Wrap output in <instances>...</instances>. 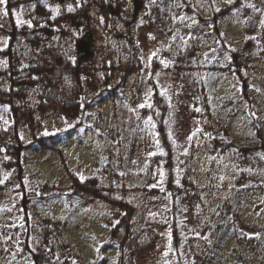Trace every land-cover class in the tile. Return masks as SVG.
Masks as SVG:
<instances>
[{"label":"trees","instance_id":"16d2710c","mask_svg":"<svg viewBox=\"0 0 264 264\" xmlns=\"http://www.w3.org/2000/svg\"><path fill=\"white\" fill-rule=\"evenodd\" d=\"M245 2L8 0L7 4L0 5V193L11 192L17 210L14 215L9 207L0 221V252L3 256L20 255L33 264H57V246L52 247L47 241L53 239L58 244H65V222L42 218L41 205L61 197L68 201L94 203L103 200L109 203L112 207L107 221L109 240L119 248L120 264L134 260V255L144 244L143 234H152L158 221L147 220L145 225L142 209L117 195L118 190H126V187L120 188L114 183L118 171L116 162L106 165L102 160L91 174L77 173L68 165L65 168L71 183L65 186L62 182L53 184L34 176L30 168L31 152L40 147L62 154L58 148L61 137L80 129L102 136L97 121H90L93 108L102 106L107 99L116 106L122 104L129 79L144 68L143 59L136 52L127 62L117 59L112 49L106 47V40L116 38L134 49L137 28L152 16L153 20L165 19L176 35L170 42L172 57L169 65L173 70L184 76L194 73L201 67L207 50L215 46L220 68L237 77L242 96L251 100L255 90L251 68L258 56L257 49H263V46L252 37L232 43L228 33V20L239 13L240 8H249ZM5 9L7 16L3 14ZM180 12L185 13L181 22ZM17 16L31 21V26L17 25ZM184 26L189 27L186 41L182 40ZM70 57H75V63ZM160 64L156 59L154 69ZM152 84L151 106L144 108V112L154 119L165 148L164 153H157L155 157L166 168V187L173 201L172 258L177 264H211L215 262L220 246L231 235L237 234L240 208H234L232 200H228L209 229V251H192L194 239L185 238L187 224L180 217V199L187 190L201 197L193 178L194 144L191 140L186 151L180 150L171 131L172 103L158 79L153 77ZM197 93L201 100L199 114L211 115L205 86L201 85ZM32 97H35L33 102L30 101ZM52 111L71 121L72 125L49 129L47 121ZM96 114L100 123L102 110L99 108ZM222 132L229 145L218 138L215 140L217 149L235 148L240 155L260 160L264 165L262 128L257 129L258 139L252 142L235 140L229 125H223ZM101 170L113 172V176L108 177L110 183L104 181ZM242 176L249 178L247 172ZM258 186L264 192V179ZM152 190L159 192L161 189L153 187ZM239 241L256 249L260 244L248 235L241 236ZM190 254H193L192 258ZM65 262L69 264L70 259ZM94 264L101 263L96 261Z\"/></svg>","mask_w":264,"mask_h":264},{"label":"rangeland","instance_id":"374dc122","mask_svg":"<svg viewBox=\"0 0 264 264\" xmlns=\"http://www.w3.org/2000/svg\"><path fill=\"white\" fill-rule=\"evenodd\" d=\"M216 3L228 2L216 0ZM245 3L249 8H240L239 13L228 20V33L232 43L252 37L263 46L261 52L257 49L258 56L251 68L252 84L255 89H260L254 90L251 100L242 96L237 77L220 68L215 46L207 50L200 62L201 67L194 73L184 76L173 70L169 65L172 57L170 42L176 35L165 19L153 20L152 16L137 28L134 49L116 38L106 40V47L112 49L117 59L127 62L136 52L143 59L144 68L129 79L122 104L116 106L107 99L102 106L93 108L90 121H97L102 136L80 129L61 137L58 148L62 154L40 147L31 152L32 174L41 181L62 182L65 186L71 183L65 168L68 165L77 173L91 174L102 160L106 165L116 162L118 171L114 183L120 188L126 187V190H118L117 195L142 209L145 225L147 220L158 221L152 234H143L144 244L134 255V260L125 264H177L172 258L173 201L166 187V168L155 157L157 153H164L165 148L154 119L144 112L152 100L153 77L160 81L172 103L171 131L180 150L186 151L191 140L194 144L193 178L201 197L187 190L180 199V217L187 224L185 238L194 239L192 251H209L207 241L210 240L211 224L231 199L233 207L240 208L239 230L220 246V252L211 264H264V192L258 186L264 179V165L260 160L240 155L235 148L223 151L215 146L218 138L229 145L222 132L223 125H229L232 136L240 142L256 141L257 129L264 130V0H246ZM183 15L185 13L180 12L179 22ZM188 36L189 27L184 26L182 40L186 41ZM156 59L161 63L158 69L153 66ZM201 85L206 88L211 115H200L196 110L201 109L197 93ZM34 100L35 97L30 99L31 102ZM142 104L145 107H140ZM99 108L103 113L100 123L96 114ZM47 123L52 130L72 125L71 121L53 111ZM181 169L182 165L179 172ZM243 172H247L249 178L243 177ZM100 173L104 181L110 183L108 177H112L113 172L101 170ZM153 187L161 190L154 191ZM9 207L16 215L12 193L1 192L0 221ZM111 210V205L103 200L88 203L55 197L41 205L42 218L65 222V244H58L53 239L47 241L52 247L57 246V264H67V258L69 264H94L96 261L120 264L119 248L109 240L107 221ZM139 221L143 223L141 218ZM243 235L260 242L259 248L241 243L239 239ZM20 257L13 254L3 256L0 252V264H33L27 257Z\"/></svg>","mask_w":264,"mask_h":264},{"label":"snow or ice","instance_id":"6c2138e0","mask_svg":"<svg viewBox=\"0 0 264 264\" xmlns=\"http://www.w3.org/2000/svg\"><path fill=\"white\" fill-rule=\"evenodd\" d=\"M7 2H8V0H0V5H5V4H7ZM227 2L231 3L232 0H227ZM252 7H254V5H252ZM69 10L71 11L72 9H69ZM216 11H219V9H216ZM3 14L5 16H7L8 15V10L5 9ZM100 21H101V23H103V17L100 18ZM16 23H17V25L27 24L28 26H31V21L22 20V19H20L19 16H17V18H16ZM213 51H215V50H213ZM69 59H71L72 62L75 63V57H70ZM255 90L256 91H260V89H255ZM148 106L150 107L151 105H148ZM140 107H145V105L142 104V105H140ZM196 110L197 111H200V109H196ZM252 115L255 116V113H252ZM150 121H151V117H149V122ZM153 127H154V125H153ZM45 134L47 135V133H45ZM82 179H83V177H82ZM116 223H119V221H117ZM97 251H99V249H97Z\"/></svg>","mask_w":264,"mask_h":264}]
</instances>
